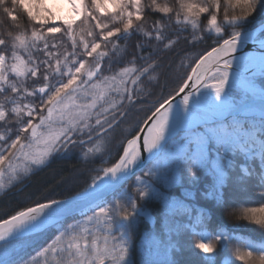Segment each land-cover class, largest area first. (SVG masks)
Masks as SVG:
<instances>
[{
	"label": "snow or ice",
	"instance_id": "6c2138e0",
	"mask_svg": "<svg viewBox=\"0 0 264 264\" xmlns=\"http://www.w3.org/2000/svg\"><path fill=\"white\" fill-rule=\"evenodd\" d=\"M56 4L68 13L48 0H0V192L77 147L85 163L106 165L111 133L132 108L149 102L155 87L163 89L164 69H173L167 57L185 67L191 53L178 49L182 41L212 44L173 92L151 104L142 143L139 135L127 139L118 160L94 168L75 195L0 219V264H133L129 241L140 217L161 225L142 264H179L180 238L189 232L205 264H217L218 247L233 240L224 264H264V238L209 229L212 212L230 207L231 184L256 176L264 186V21L255 26L264 0ZM152 16L159 18L146 27ZM238 157L247 163L237 176ZM186 182L192 191L172 194ZM197 194L214 207L193 204ZM237 218L264 231V206L241 208ZM50 230L46 245L25 252L32 237Z\"/></svg>",
	"mask_w": 264,
	"mask_h": 264
},
{
	"label": "trees",
	"instance_id": "16d2710c",
	"mask_svg": "<svg viewBox=\"0 0 264 264\" xmlns=\"http://www.w3.org/2000/svg\"><path fill=\"white\" fill-rule=\"evenodd\" d=\"M158 18V16L149 18L146 27L151 24L152 19ZM261 21H264V17H258L255 26L259 25ZM137 39L138 37L134 36L129 41L130 51ZM121 44H123V42H121ZM211 44V38L197 43L194 47L182 41L177 46L178 49L187 50L191 53V55L184 60L185 67L177 68L180 64V59L178 57H167L166 62H171L173 64V69H164L165 78L161 79L163 89L155 87L153 95L148 98L149 102L142 106L132 108L128 115L123 118L120 126L111 133V154L110 156H105V159L108 161L106 165L100 164L99 162L95 164L85 163L80 158V149L78 147L67 154L61 153L48 167L36 172L30 179L25 180L23 184H16L0 192V219L7 218L15 214L16 211L33 206L37 202H44L45 199L66 198L81 191L87 183H90L91 177L96 174L93 171L94 168L111 166L112 163L118 160L127 139L139 132L147 116L151 114L150 111H148L151 104L166 97L170 92H173V89L178 87L181 80L185 77V74L190 72L191 68L188 65L193 63L195 56L209 50ZM125 63L126 61H122L120 64L113 65L112 73L118 71L120 67L125 66ZM105 74L111 73L106 72ZM145 87L147 88L148 86L145 85ZM246 163L247 161L243 157L237 158L235 175L238 176L240 174L239 165ZM135 174L142 176L143 170ZM134 186L135 176H132L131 179L126 182L125 187L131 192ZM171 191L173 195L181 191L190 192L192 191V186L186 182L182 189L177 187ZM226 192L230 207L227 211L224 209H217L212 212V220L209 224V229L215 230L219 227L233 236L257 241L264 238V231L259 229L258 226L237 218L241 208H258L264 206V186L261 185L258 177L253 176L245 183H233L228 187ZM192 203L199 207H214V202L203 200L199 194H197L196 199L193 200ZM77 219H79V217H77ZM184 219L187 220V218ZM68 222L71 223L72 221L69 220ZM160 227L161 225L158 219L154 226L150 227L148 222L142 217L138 218L134 234L129 241L133 249V264H142L144 249L152 242L153 236L160 233ZM197 231H199V227ZM53 235L54 230H50L44 234L32 237V245L30 248H26L25 252L33 254L40 247L46 245ZM180 239L182 249L175 254V259L179 264H205L203 254L190 246L194 240L191 233H185ZM235 243V240L230 242L227 249H224L222 246L218 247L219 255L216 257L217 264H224L225 258H230ZM233 264H239V262L233 261Z\"/></svg>",
	"mask_w": 264,
	"mask_h": 264
},
{
	"label": "water",
	"instance_id": "95a60500",
	"mask_svg": "<svg viewBox=\"0 0 264 264\" xmlns=\"http://www.w3.org/2000/svg\"><path fill=\"white\" fill-rule=\"evenodd\" d=\"M256 27H259V25H257ZM247 48H248V50H251V46H246ZM182 95V94H181ZM179 100H180V96H177L176 98H175V103H178L179 102ZM151 115V114H150ZM149 124H150V122H148V123H143L142 124V126L140 127V130H139V132L136 134V135H139L140 137H141V143H142V138H143V136L144 135H146V133H147V128H148V126H149ZM136 135H134V136H136ZM143 156H144V158L146 159V157H147V153H143ZM140 170H142L141 168H137V169H135L134 171H135V173H137V172H139ZM131 179V178H130ZM60 199H64V198H60ZM8 218V217H7ZM145 221H147L148 222V224H149V226L150 227H153L154 226V224H155V222H153L152 221V219H151V217H142ZM4 219H6V218H4Z\"/></svg>",
	"mask_w": 264,
	"mask_h": 264
},
{
	"label": "rangeland",
	"instance_id": "374dc122",
	"mask_svg": "<svg viewBox=\"0 0 264 264\" xmlns=\"http://www.w3.org/2000/svg\"><path fill=\"white\" fill-rule=\"evenodd\" d=\"M48 6L53 7L55 9H60L62 14H67L68 13V8L67 7H62L60 4L53 5V0H48Z\"/></svg>",
	"mask_w": 264,
	"mask_h": 264
}]
</instances>
